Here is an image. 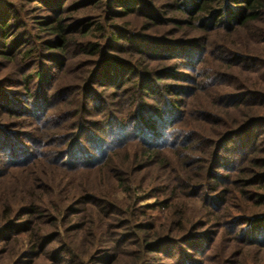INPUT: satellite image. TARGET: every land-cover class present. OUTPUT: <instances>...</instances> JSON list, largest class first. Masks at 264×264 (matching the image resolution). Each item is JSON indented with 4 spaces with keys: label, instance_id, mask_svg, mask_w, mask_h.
Listing matches in <instances>:
<instances>
[{
    "label": "trees",
    "instance_id": "1",
    "mask_svg": "<svg viewBox=\"0 0 264 264\" xmlns=\"http://www.w3.org/2000/svg\"><path fill=\"white\" fill-rule=\"evenodd\" d=\"M108 4L128 14L141 11L154 24L164 19L163 11L146 2L142 9V2ZM175 4L178 17L171 22L186 24L202 37L171 40L115 26L104 29L85 20L73 23L70 34L60 22L63 1L50 0L45 5L58 18H41L38 29L45 36L36 40L31 34L26 38L27 31L17 34L21 13L0 0V42L14 43L9 50H16L29 70L21 91L0 86V106L11 116L31 120L26 127L14 122V128H27L16 132L0 125V178L12 172L24 176L19 195L0 197V248L6 247L7 254L19 239L25 240L10 264H38L43 256L50 257V264H150L155 252L179 244L189 250L181 257L183 264H203L201 256L215 242L239 258L228 264H238L246 248L264 249V157H252L264 135V85L245 86L235 73L255 68L264 77V58L228 43L252 29L249 36L264 47V26L253 25L264 20V0ZM105 30L102 42L89 41ZM75 34L88 41H71ZM11 37L15 41L9 44ZM122 40L129 43L126 48L119 45ZM67 46H74L73 54ZM42 48L48 51L39 54ZM122 49L156 65L122 59ZM79 52L91 58L92 68L81 83L71 85L60 76ZM40 59L45 65L36 68L33 62ZM61 105L67 107L57 111ZM135 146L141 155L132 152ZM121 151L127 152L130 165L139 166L129 176L124 163H114ZM163 151L172 155L163 156ZM248 162H255L256 170L244 171ZM153 164L179 168L172 169L168 183L161 178L148 188L136 186L129 208L79 186L70 187L57 203L46 204L38 196L54 191L51 179L36 177V168L43 166L67 173V185L73 175L102 173L112 182L111 190L129 192L138 184V174ZM152 198L155 202L142 205ZM182 202H199L200 208L192 214L178 208ZM139 207L166 211L164 221L139 213ZM44 222L51 232L41 229ZM232 249L238 251L233 255Z\"/></svg>",
    "mask_w": 264,
    "mask_h": 264
},
{
    "label": "rangeland",
    "instance_id": "2",
    "mask_svg": "<svg viewBox=\"0 0 264 264\" xmlns=\"http://www.w3.org/2000/svg\"><path fill=\"white\" fill-rule=\"evenodd\" d=\"M9 1V6L13 9H18L21 13L20 15V21L16 20L17 25L19 27L17 34L18 35H24L26 34L25 31L28 32L26 34V38H30V34L34 35L33 37H36V40L38 38L43 37V33L38 29V21L42 18L48 17L50 19L56 20L58 18L55 13L50 10L49 7H46L45 4L50 3V0H6ZM63 1V8H62V18L60 19L61 23L67 27V31L72 34L70 31L73 30V23L76 21H87L91 23H99L101 24L104 29L108 26H115L116 29H122L126 28L129 32L133 34H142V35H149V36H162L167 37L171 40H179V39H194L195 37H202V33L193 30V28H184L186 24H182L180 26L179 24H173L172 18L178 17L177 12L175 10V0H128L133 1L135 3L142 2L143 4L139 6L138 9H142L145 5V2L149 5L157 7L159 10L163 11L164 14H162L164 17L162 22L154 24L153 20L151 21L150 17L148 15H145L143 12L138 11V13H126L124 11H119L121 8L115 6L114 4H108L110 0H62ZM2 7L3 5H0V12L2 13ZM9 10V9H8ZM6 12V11H4ZM57 16V17H56ZM161 17V16H159ZM166 20V21H165ZM183 21V20H182ZM10 23H13L12 20L9 21ZM31 25H36V27H33ZM254 27H263L264 26V20L262 22H256L253 24ZM183 27V28H180ZM251 33H252V29ZM250 30H244L241 35L238 38H232L230 39L228 43L230 44H238V46L242 49H245L246 51H252L254 54H259L260 57L264 58V47H260L256 45L255 41L252 37L249 36ZM105 33V34H103ZM103 33H95V37L89 39L91 42H102L104 37H106L107 31ZM107 34V35H106ZM36 35V36H35ZM69 36V39L71 41H81L86 39H83L84 37L75 34ZM104 35V36H103ZM74 36V37H73ZM217 35L213 34V37H216ZM249 36V37H248ZM47 37V36H46ZM45 39V37H44ZM9 41V44L13 43L15 41V37H11L7 39ZM14 44V43H13ZM12 44V45H13ZM128 42L125 40H122L119 45H122V48H126L128 46ZM12 45H4L3 42H0V86H10V90H16L21 91L19 84H22V81L24 77H26L29 73L28 68L24 67L27 61H23L21 55L16 50H9L12 49ZM74 46H67L66 50L68 53L73 54V51L75 50L73 48ZM43 49V48H42ZM6 50V51H4ZM41 50V49H40ZM118 56L122 59L126 60H138L139 63L144 65H147L148 67H152L156 65L155 63L144 59H140L139 56H136L137 54H134L133 51H127L126 49H122ZM48 51V50H45ZM44 49L41 51H38L39 54L42 52H45ZM11 52V53H10ZM58 52L57 50H54L53 53ZM59 53V52H58ZM139 57V58H138ZM91 58H89L88 55L79 52L76 56H74L73 60L69 63L66 70L61 73L60 77H63V80L67 82L68 84L75 85L78 83H81L83 80V77L86 76L87 70L92 68V64L90 62ZM43 60L40 59L38 62L36 60L35 67L40 65V68L44 64L42 62ZM212 62L213 60L210 59ZM43 63V64H42ZM45 65V64H44ZM215 65V64H212ZM254 70H250L247 72H240L239 70L235 71L237 77L240 79L239 83H244L245 86H251L254 88H259L264 85V77L261 75V73L258 72L257 69L253 68ZM8 83V84H6ZM1 97V96H0ZM209 101L207 97H205V102ZM76 103V102H75ZM74 103V107L77 106V104ZM64 105H61V107L57 108V111L64 110L67 106L63 107ZM64 108V109H63ZM237 115V114H236ZM22 122V125L26 127L30 123V118H23V117H15L7 114L3 111V107L0 106V125H6L10 127L13 131H21L23 129L22 127L14 128V122ZM27 121V122H26ZM254 129V128H253ZM263 138L259 142L258 150L253 153L252 157L259 158L264 157V151H261L264 148V135ZM232 142L229 143L228 149L231 148ZM136 148L132 149V152H137V155H141L140 146H135ZM137 149V150H136ZM230 151V150H228ZM131 152V153H132ZM127 152L121 151L118 152L115 155V164L122 165L124 163L123 168L126 169V173L129 176V174L133 173L131 171V168L133 170L139 168L138 163L135 165H130L128 163V155ZM163 156L170 157L172 155V152L169 151H163ZM127 161H126V160ZM124 160V162H123ZM127 162V163H126ZM255 162H248L243 166L244 171L248 170H256L254 168ZM179 168V167H178ZM177 165L174 164L172 168H169V170H166L164 168H159L156 164H153L149 166L148 168L143 169L141 173L138 174V184L133 185L131 187V190L129 192H125L122 190L114 191L111 190L112 182L107 181L105 177H103V174L98 173H92L87 176H82L80 174L73 175L70 178V183L67 185L66 178H63V176H66L67 173H62L59 171H51L50 168L47 166L40 167V169L36 170L39 172L36 174V177H43L44 179L49 178L52 181V186H54V191L52 194H48L45 192H38L39 190H36L35 187L33 188L36 192L39 193V197L41 198L40 201H44L46 204L50 203H57L59 197H63L65 192H68L70 187L79 186L77 189L86 188L89 191L93 190L97 194H101L105 196L106 198L113 200L114 202L120 203L123 207L129 208L133 201V194L137 193L135 191V188H141L151 186L154 182L159 183V179H163L166 183H168V179H170L173 175L172 169H178ZM46 171L47 174L42 175L40 171ZM180 172H183L180 170ZM20 172H12L11 174H8L6 177L0 178V197L2 199H12L16 195H19L21 193V186L24 182V176H20ZM37 173V172H36ZM23 175V174H22ZM126 175V176H127ZM238 175V174H237ZM240 175V174H239ZM236 176V177H239ZM250 174L245 175L241 177H249ZM85 178L91 179L89 183L87 182ZM135 177V176H134ZM30 178V177H29ZM157 181V182H156ZM39 184V182H36ZM151 185H150V184ZM154 183V184H155ZM74 184V185H73ZM129 184V183H128ZM127 184V185H128ZM147 184V185H146ZM73 185V186H72ZM123 189V188H121ZM60 192V193H57ZM139 193L143 194L144 190L138 191ZM132 197V198H131ZM65 201V199H64ZM183 201V200H180ZM155 202V198L149 199L146 202H143L142 205H149ZM138 208L139 213H143L146 211L148 217L151 216L152 218H156L158 222L164 221V212H161L160 209H143ZM178 208L185 211L187 210L189 213H194L198 208H200V203L195 202H182L178 204ZM177 208V209H178ZM138 213V216H140ZM141 221H144V218H141ZM214 228V227H212ZM41 229H44L45 231H49V224H44L41 226ZM50 230L49 232H51ZM28 237V236H27ZM20 242L14 244L10 247L9 253L6 254V247L1 249L0 248V264H10L9 259L14 256L13 260L15 258L19 257L21 252L24 249L25 243L23 238L19 239ZM190 243V242H188ZM177 245H170L168 248H164L162 251H158L154 253L155 259L152 260L150 264H183L182 256L186 255L184 253H188V248L186 247V244H179ZM225 244L220 243H214L212 245V250L209 251L207 254L205 252V256H201V258L205 259V262L203 264H228V261L234 260L236 261L239 258H232V255H228L227 248L224 250ZM231 245V243L229 244ZM5 249V250H4ZM237 252V249H232V253L234 255L235 251ZM2 251H5L4 253ZM81 251V250H80ZM234 251V252H233ZM83 252V251H82ZM215 255H219V259L216 258ZM48 256V255H46ZM176 257V258H175ZM50 257H45L41 259V261L38 264H50V261L48 260ZM181 259V260H180ZM247 261V262H245ZM264 264V249H260L256 246L246 248L245 250V256L240 258V262L238 264Z\"/></svg>",
    "mask_w": 264,
    "mask_h": 264
},
{
    "label": "clouds",
    "instance_id": "3",
    "mask_svg": "<svg viewBox=\"0 0 264 264\" xmlns=\"http://www.w3.org/2000/svg\"><path fill=\"white\" fill-rule=\"evenodd\" d=\"M211 81L209 80V81H206V83H210Z\"/></svg>",
    "mask_w": 264,
    "mask_h": 264
}]
</instances>
